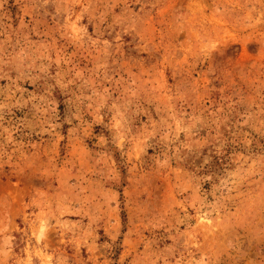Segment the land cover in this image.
<instances>
[{"label":"rangeland","instance_id":"obj_1","mask_svg":"<svg viewBox=\"0 0 264 264\" xmlns=\"http://www.w3.org/2000/svg\"><path fill=\"white\" fill-rule=\"evenodd\" d=\"M0 264H264V0H0Z\"/></svg>","mask_w":264,"mask_h":264}]
</instances>
